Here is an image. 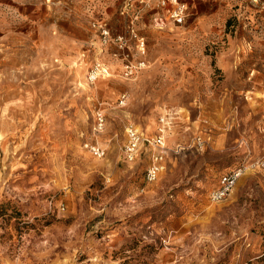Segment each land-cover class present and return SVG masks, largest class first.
<instances>
[{
  "label": "rangeland",
  "instance_id": "1",
  "mask_svg": "<svg viewBox=\"0 0 264 264\" xmlns=\"http://www.w3.org/2000/svg\"><path fill=\"white\" fill-rule=\"evenodd\" d=\"M177 1L0 0V264H264V0Z\"/></svg>",
  "mask_w": 264,
  "mask_h": 264
},
{
  "label": "built area",
  "instance_id": "2",
  "mask_svg": "<svg viewBox=\"0 0 264 264\" xmlns=\"http://www.w3.org/2000/svg\"><path fill=\"white\" fill-rule=\"evenodd\" d=\"M258 1V0H256ZM264 6V1H261ZM166 0H163V4ZM175 7L172 9V17L177 23H183L186 16L187 7L183 3H179L177 0H173ZM96 72V71H94ZM176 119V112L169 111L160 117L158 134L153 140H149L144 137V133L138 128L130 126L127 128V144H126V155L129 159L134 157L139 152L141 146L146 142L152 143L156 148L152 162L147 168L146 179L149 182H154L158 179L160 173L164 169V159L166 150V137L171 133L175 127L174 120ZM103 125V117L100 118V126ZM97 154L102 155L104 152L100 148L94 150ZM253 165L264 168V154L254 161ZM247 164H241L227 172H224L219 180L218 185L210 192L209 198L213 202H220L227 198L230 193L234 190L237 183L241 179L242 175L247 170Z\"/></svg>",
  "mask_w": 264,
  "mask_h": 264
},
{
  "label": "crops",
  "instance_id": "3",
  "mask_svg": "<svg viewBox=\"0 0 264 264\" xmlns=\"http://www.w3.org/2000/svg\"><path fill=\"white\" fill-rule=\"evenodd\" d=\"M185 128H190V125L188 124Z\"/></svg>",
  "mask_w": 264,
  "mask_h": 264
}]
</instances>
